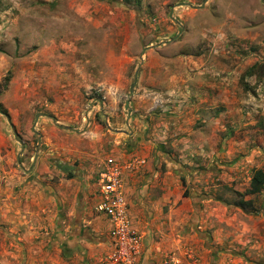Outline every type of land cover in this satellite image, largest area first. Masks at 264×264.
<instances>
[{
	"label": "rangeland",
	"instance_id": "1",
	"mask_svg": "<svg viewBox=\"0 0 264 264\" xmlns=\"http://www.w3.org/2000/svg\"><path fill=\"white\" fill-rule=\"evenodd\" d=\"M96 1L34 2L45 38L17 37L8 51L0 48L7 52L0 57V109L9 113V119L0 113V264L45 262L41 250L26 257L11 250V228L25 219L30 201L41 199L32 189L42 184L47 191L51 186L70 191L77 180L92 186L97 159L131 153L136 115L125 104L144 61L149 53L188 52L174 43L186 37L190 24L196 37L200 23L195 51L204 46L218 55L223 76H236L240 90L230 109L221 107L225 139L213 155L199 163L180 159L174 147L164 149L170 156L159 164L164 172L180 174L172 199L177 207L186 203L187 214L184 236L167 264H264V194H243L253 171L264 169V3ZM66 164L75 166L78 178L62 169ZM241 197L254 205H237ZM46 262L57 264L55 253Z\"/></svg>",
	"mask_w": 264,
	"mask_h": 264
},
{
	"label": "crops",
	"instance_id": "2",
	"mask_svg": "<svg viewBox=\"0 0 264 264\" xmlns=\"http://www.w3.org/2000/svg\"><path fill=\"white\" fill-rule=\"evenodd\" d=\"M42 1L0 0L1 49L8 51L15 46L17 37L45 38L44 18L40 10H36ZM93 4L97 1L93 0ZM109 10L111 12V8ZM200 26L196 37H192L195 28L190 24L186 37L174 43L188 52L152 56L151 51H147L149 56L138 73L134 99L130 102L136 118L129 134H133L135 146L131 153L122 156L146 161L139 169L125 172L124 184L133 225L144 238L139 264H167L168 257L175 251V242L184 236L186 203L177 207L172 199L174 191L181 186L180 174L171 169L164 172L159 164L162 158L170 156L164 151L165 147H174L182 160H200L201 163V159L213 155L217 145L225 139L221 107L225 105L230 109V104L238 101L239 80L233 75L223 76L221 58L208 54L204 46L203 52L195 51L200 45L198 35L203 32L202 23ZM5 51L0 52V57L7 54ZM165 112L175 115L164 118ZM74 171L70 172L78 178L79 172ZM75 182L71 183L76 188L70 191L60 186H51L47 191V188L42 189V184L32 189L35 194L36 191L41 193V199L27 204L26 213L22 215L25 219L17 223L22 227L14 223L11 228L13 254L26 257L32 251L41 250L46 256L43 264H48L47 256L53 253L57 264L63 261L94 264L104 255V249L109 250L111 225L94 213L96 197L93 203L90 199L97 185L83 184L79 180L74 185ZM37 240L35 244L33 241ZM21 264H26V259Z\"/></svg>",
	"mask_w": 264,
	"mask_h": 264
},
{
	"label": "built area",
	"instance_id": "3",
	"mask_svg": "<svg viewBox=\"0 0 264 264\" xmlns=\"http://www.w3.org/2000/svg\"><path fill=\"white\" fill-rule=\"evenodd\" d=\"M140 157L109 154L96 160L93 211L110 223V248L99 264H139L144 250L143 235L134 227L124 184L125 172L145 164Z\"/></svg>",
	"mask_w": 264,
	"mask_h": 264
},
{
	"label": "trees",
	"instance_id": "4",
	"mask_svg": "<svg viewBox=\"0 0 264 264\" xmlns=\"http://www.w3.org/2000/svg\"><path fill=\"white\" fill-rule=\"evenodd\" d=\"M5 114L9 115L8 111L5 110ZM69 176L72 177L73 173H69ZM264 194V169L258 168L253 171V174L251 176L249 187L245 190L243 194ZM239 206L242 207H251L254 205V202L252 199H246L244 197H241L238 200Z\"/></svg>",
	"mask_w": 264,
	"mask_h": 264
},
{
	"label": "water",
	"instance_id": "5",
	"mask_svg": "<svg viewBox=\"0 0 264 264\" xmlns=\"http://www.w3.org/2000/svg\"><path fill=\"white\" fill-rule=\"evenodd\" d=\"M261 1L264 3V0H261ZM179 36H180V33L175 38H178ZM146 50H147V48H144L142 53H145ZM133 93H134V89H131L129 96H128V99H127L126 104H125V108H127V109H129V107H130V102H131L130 97L132 96ZM0 113L5 114L1 109H0ZM5 115L9 119V116L7 114H5ZM106 123L109 126V123L107 121H106ZM67 128H71V127H67ZM13 129H14V127H13ZM71 129H73V128H71ZM39 143H40V141H39ZM74 168H75L74 165H70V164L62 165V169H64L65 171H68V172L74 171Z\"/></svg>",
	"mask_w": 264,
	"mask_h": 264
}]
</instances>
